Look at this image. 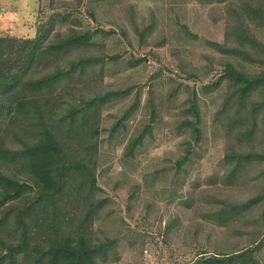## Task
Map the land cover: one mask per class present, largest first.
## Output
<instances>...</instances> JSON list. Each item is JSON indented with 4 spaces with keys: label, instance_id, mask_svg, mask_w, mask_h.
Returning a JSON list of instances; mask_svg holds the SVG:
<instances>
[{
    "label": "trees",
    "instance_id": "1",
    "mask_svg": "<svg viewBox=\"0 0 264 264\" xmlns=\"http://www.w3.org/2000/svg\"><path fill=\"white\" fill-rule=\"evenodd\" d=\"M262 11L254 0L239 13L264 17ZM65 19L51 17L39 24L34 38L0 37V264H108L118 259L123 235L100 237L95 231L108 203L99 185V155L108 131L103 113L132 88L91 90L103 81L99 57L89 55L95 34L76 28L56 33ZM237 23L232 18L227 44H211L224 57L222 72L202 90L226 87L219 108L228 143L224 189L231 192L258 170L249 181L257 190L241 202L213 197L207 219L223 228L244 223L250 227L248 245L201 249L184 264H264V57L252 41L240 40ZM250 63L260 70L247 69ZM93 68L99 71L95 77L89 74ZM188 102L180 126L190 139L175 163L176 175L191 161L193 141L202 137L198 95L194 92ZM152 109L150 122L129 137V158L135 159L153 135L158 115L156 105ZM132 113L113 124L110 137L123 133Z\"/></svg>",
    "mask_w": 264,
    "mask_h": 264
},
{
    "label": "rangeland",
    "instance_id": "2",
    "mask_svg": "<svg viewBox=\"0 0 264 264\" xmlns=\"http://www.w3.org/2000/svg\"><path fill=\"white\" fill-rule=\"evenodd\" d=\"M253 1L0 0V37L34 38L39 24H47L51 17L66 18L65 24L55 27L56 33L76 28L95 34L89 55L99 57L103 81L95 82L91 90L132 88L103 113L108 131L103 135L98 177L108 203L95 231L100 237L123 235L118 259L108 264H184L196 259L201 249L213 251L218 245L227 251L248 245L250 227L244 223L223 228L207 219L216 202L213 197L241 202L253 196L257 189L249 181L258 170L231 192L224 189L228 143L219 108L226 87L209 93L202 88L222 72L224 57L211 44H227L232 18L238 22L240 40H247V45L252 41L264 57V17L239 13ZM256 2L264 13V0ZM239 14L245 20L240 21ZM246 68L260 70L251 63ZM89 74L95 77L99 71L93 68ZM194 92L202 137L193 141L192 159L176 175L175 163L190 139L180 122ZM153 105L158 115L153 135L135 159L129 158L125 155L129 137L150 122ZM127 111L133 113L123 133L110 137V128Z\"/></svg>",
    "mask_w": 264,
    "mask_h": 264
}]
</instances>
